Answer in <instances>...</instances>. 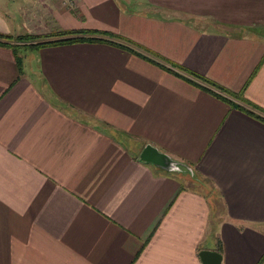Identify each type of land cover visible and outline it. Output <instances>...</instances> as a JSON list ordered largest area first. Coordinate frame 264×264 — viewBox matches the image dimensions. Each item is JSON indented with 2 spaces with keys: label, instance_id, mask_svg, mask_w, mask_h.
I'll list each match as a JSON object with an SVG mask.
<instances>
[{
  "label": "crops",
  "instance_id": "crops-1",
  "mask_svg": "<svg viewBox=\"0 0 264 264\" xmlns=\"http://www.w3.org/2000/svg\"><path fill=\"white\" fill-rule=\"evenodd\" d=\"M62 29L100 39L0 42V264H264V0H0Z\"/></svg>",
  "mask_w": 264,
  "mask_h": 264
},
{
  "label": "trees",
  "instance_id": "trees-1",
  "mask_svg": "<svg viewBox=\"0 0 264 264\" xmlns=\"http://www.w3.org/2000/svg\"><path fill=\"white\" fill-rule=\"evenodd\" d=\"M74 32H75L74 30L66 31L65 29L64 30L63 29L62 30H58L57 32L52 31V32L46 33L44 35H41V34L29 35L28 33H22L21 35H16V34H9V33L8 34H3L2 32H0V42H4V43H8L9 42V45L12 47V49L14 51H17V49L21 45L28 46L30 49H34L35 47H38L40 45L44 46L47 43H59V42H63V41L72 42V41H76V40L84 41V39H88V40H92V41H97L98 39H100L98 37L95 38V37H92V36H90V37L89 36L82 37V36H79V35H75ZM50 36H54V37H59L60 36V37H59V39L48 38ZM28 40L29 41L30 40L31 41H34L35 40V41L29 43ZM126 40L129 41V39H126ZM115 43H117V42H115ZM135 44L138 45L137 43H134V45ZM117 45H119L121 47L122 46L128 47L132 51L134 50L133 48H131L128 45H125V44L124 45L123 44L121 45V44H118L117 43ZM138 46H140V45H138ZM146 51H149V50H146ZM150 53L153 54V55H155L158 59H162V60H165V61L169 62L166 58H164L162 56L160 57V56L156 55L155 53H152V52H150ZM17 56H18V54L16 52V56H15L16 57V62L19 63V61L17 59ZM143 57L144 58H147L145 56H143ZM151 60H153V59H151ZM153 61H155V60H153ZM169 65L172 66V67H176L178 69H181L183 71H186V72L188 71L189 74H191V76L195 77V79H197L199 81L201 80V81H203V82H205V83H207V84H209L211 86L214 85V87L216 89L220 90L221 92L230 93V94H233L234 96L240 95L239 93H235L232 90H229L228 88L223 87L220 83H216L214 81L211 82L206 77H204L202 75L196 74L195 71L188 70V69L186 70V69L182 68L181 65H179V64H177L175 62L174 63L173 62H169ZM202 86L208 88V85H206V84H203ZM208 90H211L212 91V89H209V88H208ZM214 92L217 93V94H220V92H218V91H214ZM220 95H221V97H223L225 99H228L227 96L225 97L222 94H220ZM246 110H247L248 113L254 114L255 116L259 117L261 120L264 121V116L259 115V113L254 112L253 110L251 111L250 109H247V108H246ZM216 249L219 250V251L222 250V246H221V244L219 242L217 243V248ZM262 259H263V256L261 257V259L259 261H261ZM259 261L256 264H258Z\"/></svg>",
  "mask_w": 264,
  "mask_h": 264
},
{
  "label": "water",
  "instance_id": "water-1",
  "mask_svg": "<svg viewBox=\"0 0 264 264\" xmlns=\"http://www.w3.org/2000/svg\"><path fill=\"white\" fill-rule=\"evenodd\" d=\"M138 160L154 163L155 166L163 170L178 172L185 169L190 174H194L193 169L184 160L175 159L169 153L161 151L154 144L144 143L138 153ZM202 264H222L221 252L217 249L207 247L198 251Z\"/></svg>",
  "mask_w": 264,
  "mask_h": 264
},
{
  "label": "rangeland",
  "instance_id": "rangeland-1",
  "mask_svg": "<svg viewBox=\"0 0 264 264\" xmlns=\"http://www.w3.org/2000/svg\"><path fill=\"white\" fill-rule=\"evenodd\" d=\"M33 34H34V33H33ZM33 34H29V35H33ZM35 35H36V34H35ZM42 35H44V34H42ZM28 41H29V40H28ZM34 41H35V40H34ZM34 41H31V40H30L29 43H30V42H34ZM27 43H28V42H27ZM22 46H23V48H29L28 46H24V45H22ZM20 48H21V46H20ZM29 49H30V48H29ZM17 50H19V48H18ZM178 172H184V173H186V175H187V172H188V171H186L185 169H182V170H180V171H178ZM178 172H176V173H178ZM188 173H189V172H188ZM188 175H189V174H188ZM191 176H192V174H191ZM191 176H190V177H191ZM190 177L187 178V179H188L187 181H189V182H188L189 184H191V183L194 182L192 179L190 180ZM215 201H216V200H215ZM216 204H217V207H218V208H219V206H221L220 203H219V201H216Z\"/></svg>",
  "mask_w": 264,
  "mask_h": 264
}]
</instances>
